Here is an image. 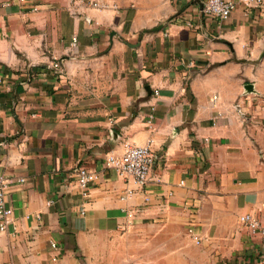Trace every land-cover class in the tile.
Segmentation results:
<instances>
[{
    "label": "crops",
    "instance_id": "crops-1",
    "mask_svg": "<svg viewBox=\"0 0 264 264\" xmlns=\"http://www.w3.org/2000/svg\"><path fill=\"white\" fill-rule=\"evenodd\" d=\"M204 2L0 0V264H264V8ZM149 140L143 188L105 165Z\"/></svg>",
    "mask_w": 264,
    "mask_h": 264
},
{
    "label": "built area",
    "instance_id": "built-area-1",
    "mask_svg": "<svg viewBox=\"0 0 264 264\" xmlns=\"http://www.w3.org/2000/svg\"><path fill=\"white\" fill-rule=\"evenodd\" d=\"M23 3L25 0H18ZM92 6L98 7L96 1L90 2ZM238 5H242L246 10L250 8H264V0H205L203 4V11L210 16L217 17L221 20H226L230 17L232 12ZM32 10H37V7H32ZM76 38H72V45H75ZM57 61L53 62L51 67L58 68ZM155 93H157L155 91ZM216 98V96H213ZM150 108L147 122L152 121ZM154 155L151 148V141L146 144L137 145L130 142H124L123 151L119 155H107L105 158V165L113 168L119 175H124L132 178L136 184L143 188L148 182L153 164ZM77 183L83 190V194H88V188L97 179V174L84 165H80L75 169ZM19 179V182H23ZM11 180L5 175L0 174V230H4L6 225L12 221V209L6 203V192L10 186ZM183 184V181H180ZM51 200L47 202L51 204ZM129 217L134 216V212L130 211L127 214ZM238 222L243 226L249 234L256 236L258 240L264 244V221L252 213H244L238 216ZM191 232V230H189ZM195 242H199L198 236L191 234ZM50 246L55 248V242L51 241Z\"/></svg>",
    "mask_w": 264,
    "mask_h": 264
},
{
    "label": "water",
    "instance_id": "water-1",
    "mask_svg": "<svg viewBox=\"0 0 264 264\" xmlns=\"http://www.w3.org/2000/svg\"><path fill=\"white\" fill-rule=\"evenodd\" d=\"M244 88H245L246 91H251V89H252V85H251V84H246V85L244 86Z\"/></svg>",
    "mask_w": 264,
    "mask_h": 264
},
{
    "label": "trees",
    "instance_id": "trees-1",
    "mask_svg": "<svg viewBox=\"0 0 264 264\" xmlns=\"http://www.w3.org/2000/svg\"><path fill=\"white\" fill-rule=\"evenodd\" d=\"M34 69H35V67H31V68H30V71H31V70H34ZM28 73H29V72H28Z\"/></svg>",
    "mask_w": 264,
    "mask_h": 264
}]
</instances>
